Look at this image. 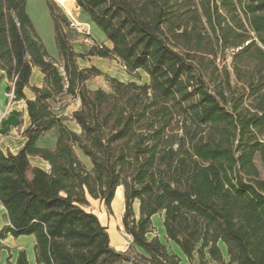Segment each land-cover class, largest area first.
<instances>
[{"label": "trees", "instance_id": "obj_1", "mask_svg": "<svg viewBox=\"0 0 264 264\" xmlns=\"http://www.w3.org/2000/svg\"><path fill=\"white\" fill-rule=\"evenodd\" d=\"M75 1L110 43L87 55L117 58L146 79L106 75L109 89L90 88L104 72L80 66L85 54L51 0L61 64L28 0H0V78L29 115L21 148L0 149L10 219L0 238L34 235L43 264H181L150 236L163 212L167 238L193 264H264V0ZM35 67L40 85L30 83ZM64 95L80 99L79 131L53 109ZM53 130L54 146L39 143ZM121 186L125 251L88 209L92 197L112 214ZM4 264H30L26 249Z\"/></svg>", "mask_w": 264, "mask_h": 264}, {"label": "rangeland", "instance_id": "obj_2", "mask_svg": "<svg viewBox=\"0 0 264 264\" xmlns=\"http://www.w3.org/2000/svg\"><path fill=\"white\" fill-rule=\"evenodd\" d=\"M50 0H28L27 2V10L33 21V24L39 33L45 47L47 49L48 54L58 61L61 64L59 58L58 46L56 43L55 37V28L52 14L50 12V8L48 2ZM55 6L57 7V12L63 14L65 16L66 21L65 24L69 26L74 31L73 44L75 49L78 52L84 53V58H79L78 62L80 66H91L95 65L100 68L104 73L102 75L94 76L88 80V86L90 88L103 87L105 89H109V83L107 81L106 75L115 76L122 80L128 79H138L145 80L146 75L139 73H129L126 67L114 57H99V56H88L87 52L94 44L105 43L110 44L104 36V33L101 29L94 23L90 22L89 15L85 13L80 7L77 6L76 1H72L71 5V14H69L65 8L60 4L59 0H51ZM88 16V17H87ZM75 23V24H73ZM80 99L73 95H64L59 98L56 102L53 103V109L58 114H63L64 112L72 113L80 106ZM69 125L75 130L79 131L80 128L76 124V122L68 117ZM20 129L18 130V132ZM56 130L51 131L46 134L44 138L40 140L39 143L45 145H55L56 141ZM82 158L88 161V158L80 152ZM35 163H39L37 159H33ZM42 165V164H41ZM121 188L119 187V190ZM123 194H124V188ZM117 195V192H116ZM115 195V196H116ZM116 198V197H115ZM122 203L118 207V204L113 201V213L110 214L105 204L99 199L90 198V209L93 210L100 218V220L108 227V231L111 234V242L112 245L121 251H125L128 249L130 242L132 240L131 236L126 233L124 227L121 223L122 214L124 211V196L121 200ZM134 208L136 213L138 214L139 203L136 202L134 204ZM154 231L150 234L151 237L158 236L168 247L169 251L176 252L182 258L181 264H193L189 259L184 255L181 249L171 240L167 238L164 226H163V215L158 214L154 220ZM223 252L226 253V246L223 242L220 243ZM127 264V263H122Z\"/></svg>", "mask_w": 264, "mask_h": 264}, {"label": "crops", "instance_id": "obj_3", "mask_svg": "<svg viewBox=\"0 0 264 264\" xmlns=\"http://www.w3.org/2000/svg\"><path fill=\"white\" fill-rule=\"evenodd\" d=\"M42 78H43L42 72L40 71L39 68L35 67L33 69L30 83L32 85L34 84L40 85L42 83ZM9 85H11V83L7 79L0 78V149L5 152L8 149L16 152L19 148H21V146L25 142V137L22 136V131L29 123V115L27 112L25 101L14 100L13 91L7 89ZM26 93L28 96H32V92L29 88L26 89ZM20 121H22V123H20ZM19 129L20 131L18 132ZM35 159H37V161H40L37 164L39 165L42 164L41 166L43 167H49V165L44 160L40 158H35ZM121 203L122 201H120L118 207L121 205ZM112 207H113V203H112ZM88 209L91 210L90 207H88ZM161 213L164 217V213L163 212ZM158 214H155L153 216V222ZM9 222L10 219H9L8 211L4 207V205L0 202V230L4 225L8 224ZM121 223H122V219H121ZM35 243H36V238L32 234L14 236L11 233H9L4 238H0V264H4L9 256L12 257V260H15L21 249H26L30 264H43V263H38L36 261V255L34 249Z\"/></svg>", "mask_w": 264, "mask_h": 264}, {"label": "bare ground", "instance_id": "obj_4", "mask_svg": "<svg viewBox=\"0 0 264 264\" xmlns=\"http://www.w3.org/2000/svg\"><path fill=\"white\" fill-rule=\"evenodd\" d=\"M60 1V4L65 8V10L71 14V5H72V1L74 0H59ZM121 189L117 190V195H116V198L114 199V203L118 204L122 199H123V189H122V186L120 187Z\"/></svg>", "mask_w": 264, "mask_h": 264}, {"label": "built area", "instance_id": "obj_5", "mask_svg": "<svg viewBox=\"0 0 264 264\" xmlns=\"http://www.w3.org/2000/svg\"><path fill=\"white\" fill-rule=\"evenodd\" d=\"M75 24V23H73ZM62 116H66V117H72V113H68V112H64L63 114H61Z\"/></svg>", "mask_w": 264, "mask_h": 264}]
</instances>
